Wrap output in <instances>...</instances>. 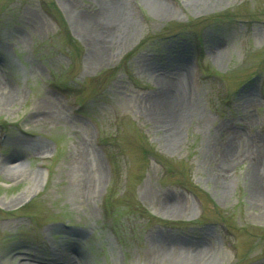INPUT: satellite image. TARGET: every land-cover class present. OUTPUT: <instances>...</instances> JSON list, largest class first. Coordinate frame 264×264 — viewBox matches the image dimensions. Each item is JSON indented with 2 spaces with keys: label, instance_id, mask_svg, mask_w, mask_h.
<instances>
[{
  "label": "rangeland",
  "instance_id": "rangeland-1",
  "mask_svg": "<svg viewBox=\"0 0 264 264\" xmlns=\"http://www.w3.org/2000/svg\"><path fill=\"white\" fill-rule=\"evenodd\" d=\"M124 1L0 0V264H264V0Z\"/></svg>",
  "mask_w": 264,
  "mask_h": 264
},
{
  "label": "bare ground",
  "instance_id": "bare-ground-1",
  "mask_svg": "<svg viewBox=\"0 0 264 264\" xmlns=\"http://www.w3.org/2000/svg\"><path fill=\"white\" fill-rule=\"evenodd\" d=\"M147 1L149 4H151L153 6V8L155 9L156 13L158 15H167L169 13V9L168 7L163 4L161 1L159 0H145ZM202 3V1H206L207 3H215L218 2L220 0H198ZM128 7L125 4L124 0H106V3L104 4V7L101 9V12L94 15V16H78L77 20L78 23L80 24L82 29H85L88 31V29H92V27H94L97 23H98V19L101 20H108L111 24L112 23H117L118 25H120L121 27L126 26L127 25V17L128 16ZM98 20V21H97ZM93 31V30H92ZM96 39H98V41H96L97 43L95 44L100 51H103L102 49H104V37L102 35H100L98 38L96 37ZM177 70H178V75L180 77H182V79H186L188 77V72L187 69L185 67L182 66H177ZM164 82V81H162ZM164 87H170L171 86H176V84H170L169 83H164L163 84ZM179 86L174 87L176 90L174 92H167L166 94H163L162 98H160V102L161 105L160 107L165 110L164 111V115L166 114V117L168 120H170L172 118V116H174V120H175V124L184 118V116L186 114H189V112H192V107L190 106V104L187 106L184 105V102H178L181 96V92L179 91ZM4 87V89H2L5 93V95L3 96H8V88ZM188 108V110H187ZM177 109V110H176ZM169 113V114H168ZM164 115L163 118H164ZM170 138H172V140H174L175 134L170 132ZM12 168H16L15 165L18 163V161L12 160ZM85 165L82 163L81 168H84ZM251 172L253 175L256 176L259 172H261V169L258 165H255L254 163L251 166ZM264 172V170H263ZM264 174V173H263ZM260 177V176H259ZM258 177V178H259ZM262 186L258 189L255 188L254 191V196H255V201L257 205L260 206H264V175H262ZM261 189V191L259 192V190ZM202 248H194V247H183L181 248L179 251L178 250H173V249H166L165 252L167 254L168 257H170L173 260L176 261H180V262H193L195 261L197 258H200V256H202ZM64 253L69 254L70 252L66 251ZM66 254V255H67ZM71 255V254H69ZM57 257V256H56ZM35 260L38 261H43L42 259H36ZM47 264H71L70 260L65 259L63 256H59L58 258H52L51 260H47V262H45ZM25 264V263H22ZM31 264V263H30Z\"/></svg>",
  "mask_w": 264,
  "mask_h": 264
},
{
  "label": "trees",
  "instance_id": "trees-1",
  "mask_svg": "<svg viewBox=\"0 0 264 264\" xmlns=\"http://www.w3.org/2000/svg\"><path fill=\"white\" fill-rule=\"evenodd\" d=\"M56 19L58 20L59 24L63 27V22H62V20L59 18V16L57 14H56ZM5 128H6V126H5Z\"/></svg>",
  "mask_w": 264,
  "mask_h": 264
}]
</instances>
